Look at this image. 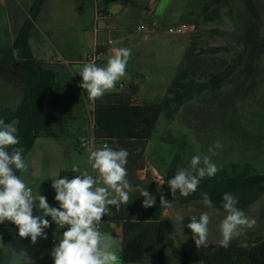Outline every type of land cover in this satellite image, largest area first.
<instances>
[{"label":"rangeland","instance_id":"rangeland-1","mask_svg":"<svg viewBox=\"0 0 264 264\" xmlns=\"http://www.w3.org/2000/svg\"><path fill=\"white\" fill-rule=\"evenodd\" d=\"M35 1L0 0V52L5 48L12 49L23 25L30 24L28 35L35 44L34 56L38 57L39 51L60 63L47 69L56 76L50 94L63 99L47 112V116L66 119L67 129L73 133L86 129L83 138L88 137L93 122L88 113L91 105L83 99L87 92L79 87L82 78L78 72L83 63H64L61 57L86 63V56L93 50L94 30H98L99 43L113 42L108 48L131 50L126 75L111 92H124L135 83L137 93L133 103L158 102L187 57L194 62L193 78L206 81L213 73L230 70L238 56H242L239 67L219 90L194 97L177 110L172 120L167 119L164 111L160 113L144 149L145 169L138 174L140 180L149 176L157 187H162L161 195L172 203L171 208L164 207V210L174 221V242L178 249H194L187 224L191 217L199 218L202 212H210L209 229L214 226L216 231L214 235L209 234L208 246L200 249L213 250L220 244L219 223L226 214L213 207L205 208L202 201L186 205L170 201L166 180L179 168H186L193 155H208V148L217 141L223 145L212 157L218 169L230 172L231 166L249 165L254 172L264 174V15L255 14L250 0H218L210 6L208 3L213 0H154L153 3L150 0H124L126 6L130 2L127 17L113 9L111 18H101L96 16L90 0H75L83 11L78 12L80 19H77L78 26H74L70 19L57 17L47 0L41 4L39 0ZM259 1L263 8L264 0ZM164 2L168 3L166 7ZM157 5L159 9H165L158 10L151 22L149 12ZM151 23L152 31L137 30L138 26ZM183 25L193 27V30L183 34L168 32ZM12 52L17 56V50ZM108 57L98 66H106ZM23 95L20 88L0 79V111L14 109ZM11 123L17 127L16 121ZM62 141L73 143L74 138L65 137ZM73 146L69 149L67 162L93 174L87 160L89 151L76 150ZM22 178L34 192L41 194V184L30 180L27 171ZM38 213L34 209V215ZM245 214L249 219H255L256 225L236 237L242 246L255 238L264 239V195ZM52 226L56 234L62 231L54 223ZM102 231L112 238L119 255L120 245L116 239L106 227ZM58 241L47 237L33 245L30 239H20L16 229L10 245L15 253L26 252L34 264H53L51 250ZM2 248L0 236V250ZM15 253L10 251L9 264H21V258Z\"/></svg>","mask_w":264,"mask_h":264},{"label":"trees","instance_id":"trees-1","mask_svg":"<svg viewBox=\"0 0 264 264\" xmlns=\"http://www.w3.org/2000/svg\"><path fill=\"white\" fill-rule=\"evenodd\" d=\"M45 0H39L41 4ZM117 0L103 1L97 7L99 16L106 15L108 5ZM213 0L208 5L217 3ZM37 0L35 1V3ZM31 16V15H30ZM216 17H219L218 15ZM30 24L26 23L12 49L0 52V79L20 88L24 95L20 103L12 110L0 111V118L6 123L17 122V135L25 155L38 137L57 138L67 130L68 122L63 118L48 117L47 112L54 109L59 98L53 97L51 89L56 82L55 73L33 59L27 42ZM17 50V56L13 54ZM97 53H106V48L96 46ZM242 56H238L234 66L222 74L213 73L206 81H196L192 70L193 60L186 58L184 65L176 72L166 94L158 102L133 104V90L130 85L124 92L106 93L94 100L92 134L99 143H107L113 149L124 148L129 152L128 179L133 187L146 188L156 196V204L150 208L142 206L143 197L139 192L132 193V202L121 205L119 209L111 207V214L103 218L104 222L121 225L120 261L123 264H264V239L255 238L242 246L234 238L227 248L217 245L209 252L194 249H178L175 246V226L169 219H162L164 210L159 198L164 191L146 176L138 178L145 169L144 149L152 137L158 117L165 112L172 120L177 110L207 91H216L220 85L239 67ZM19 176V171L16 172ZM72 172H62L60 177L72 178ZM166 180L167 196L170 201L180 205L202 201V192H207L213 208L226 214L222 208L224 193H232L238 198V205L246 212L252 204L264 195V174L254 172L249 165L231 166L230 172L219 169L211 178L201 180L197 191L188 197L177 192L172 196ZM164 188V189H165ZM15 225L0 224V236L3 248L0 250V264H9L11 244Z\"/></svg>","mask_w":264,"mask_h":264},{"label":"clouds","instance_id":"clouds-1","mask_svg":"<svg viewBox=\"0 0 264 264\" xmlns=\"http://www.w3.org/2000/svg\"><path fill=\"white\" fill-rule=\"evenodd\" d=\"M131 50L115 48L107 59L106 66H98L95 61L86 62L78 74L82 78L79 87L85 90L92 100L102 98L113 91L117 83L126 75ZM14 123H6L0 118V224L6 221L15 225L20 239H30L35 245L39 239H47L46 229L54 223L64 229L51 250L53 264H120V257L111 237L102 231V221L111 214V207L132 202V193L139 192L143 197L144 208L156 204V196L146 188L133 187L129 181L127 163L129 152L124 148L113 149L107 143L89 151L87 160L93 174L73 167L72 178L57 175L51 187L55 191L54 200L58 207H52L47 197L34 192L32 187L16 174L26 172L28 166L24 158V148L20 145ZM223 145L217 141L208 148V155H193L186 168H179L168 180L169 190L174 196L177 192L188 197L197 191L201 180L214 177L219 171L212 157ZM205 208L213 207L207 192H202ZM238 198L232 193H224L222 208L226 215L219 223L220 245L227 248L230 242L240 236L245 229L256 225L238 205ZM159 204L171 208L164 195ZM34 209L39 215H34ZM50 217L51 219H47ZM183 217H181V221ZM211 214L204 211L199 218L191 217L187 228L192 233L195 246H208ZM10 251L15 253L11 245ZM21 264H34L23 250L15 253Z\"/></svg>","mask_w":264,"mask_h":264},{"label":"crops","instance_id":"crops-1","mask_svg":"<svg viewBox=\"0 0 264 264\" xmlns=\"http://www.w3.org/2000/svg\"><path fill=\"white\" fill-rule=\"evenodd\" d=\"M48 3L50 4V8L51 11L55 12V14L58 16H60L61 18L65 19L66 21L68 19H70L71 23L74 26H78V20L80 19L79 16H77V14H79L78 12L82 13V8L78 7V3L76 4L75 0H47ZM103 1L106 0H90L89 2L92 3L93 9L95 10L96 16L97 17H101V18H111L112 14L114 12L113 9L118 11V14L121 15L122 17H127L130 8L127 7L125 5L124 0H117L111 4L108 5V8L106 9V15L105 16H99L97 14V7L98 5H100ZM154 0H150L151 3H153ZM249 2V0H248ZM251 4L254 6L252 8L255 9V11L257 13L255 14H262L264 15V7L261 8L260 7V1L259 0H250ZM168 3L164 2L163 6H167ZM126 6V7H125ZM129 8V9H128ZM165 8L159 9V5L152 7L151 11L149 12V15L151 17V21L154 19L156 13L158 12V10H163ZM77 12V13H76ZM263 28V24L261 26ZM118 28V27H115ZM94 44H93V50L95 49L96 46H103L107 49L106 54L103 56L101 62L99 63L100 65L105 63V58L107 56L112 55V51L113 49L117 48V47H113V48H108L107 44L104 43H99L98 42V30H94ZM29 48H30V52L31 55L33 57V59H35L36 61H39L43 64V66L45 68H49L52 65L55 64H60L58 59H48L46 56H44L43 54H41L39 51L37 52V56H34V50H35V44L34 41L32 40V37L28 35V39H27ZM256 55V53H254ZM254 55V57H255ZM62 56V55H61ZM64 61V63L67 62H72L74 63H83L81 61H67L65 60L63 57H61ZM131 89L133 90V96L131 98V102L133 103V101L135 100V94L137 93V91L135 92V90H137V85L134 83L133 85H130ZM115 93H119L116 92ZM56 98H59L60 100H62V97H58V96H54ZM83 99H84V95H83ZM133 104H141V103H133ZM93 124V122H92ZM86 129H82L79 131H76L73 133V131L67 129L66 131L63 132V134L60 137L57 138H48V137H38L34 140V143L31 147V149L24 155L26 164L28 166V178L30 180H34L37 181L38 183L41 184V194L47 197V202L49 203L50 206L52 207H58V203L54 200V196H55V191L54 189L51 187L52 185V180L50 178H53L57 175H60L62 172H72V168L74 166L70 165V162H67V159L69 160L70 157V152L69 149H71L72 145L74 149L79 150L76 147L77 141L82 139L83 137L86 136ZM65 137H73L74 138V142L72 143V141H70V143H64L62 140ZM81 169V171H85L84 169H82V167H79ZM73 173V172H72ZM74 174H79V173H74ZM139 174V173H138ZM24 172H20L19 171V176L23 177ZM39 212V210H37ZM40 214V212L38 213V215ZM47 219H51L50 217H46ZM161 218L162 219H169L173 222L174 221L171 219V217H169L166 214V211L163 210L162 214H161ZM175 226V224H174ZM101 227H106L108 229V231L110 232V234L116 239V242L120 245L121 243V225L120 224H115V223H109V222H104L102 221V225ZM214 227V226H213ZM210 228L209 229V234L210 235H214L216 229L215 228ZM53 226L51 228H48L46 231L47 237H49L50 239H60L62 232L64 231V229H62V231L58 234H56L53 231ZM16 233V227L14 230V235ZM214 238V237H212ZM195 246V245H194ZM194 250H198V251H203V249H197L196 246L194 247ZM205 252V251H203ZM120 253V252H119ZM120 264H122V262L120 261Z\"/></svg>","mask_w":264,"mask_h":264},{"label":"built area","instance_id":"built-area-1","mask_svg":"<svg viewBox=\"0 0 264 264\" xmlns=\"http://www.w3.org/2000/svg\"><path fill=\"white\" fill-rule=\"evenodd\" d=\"M152 27H153L152 23L146 24V25H140L137 27V30L141 31V32H150V31H152ZM191 30H193V27H188L186 25H183V26L178 27L177 29H169L168 32L170 34H175V33L183 34V33L189 32ZM112 44H113V42L111 40H109L107 43V46H110ZM106 52H107V49H106ZM105 54L97 53L94 49L86 56V62L95 61V63L98 65L101 62V60ZM84 100H88L90 105H91V108L88 109V113H89V116L92 117L94 100L90 99L88 97L87 93L84 94ZM92 129H93V126H92L91 130L89 131L87 138H82V139L77 141L76 147L79 150L90 151L92 149L102 147L105 144V143H99L95 140V138L92 134Z\"/></svg>","mask_w":264,"mask_h":264}]
</instances>
